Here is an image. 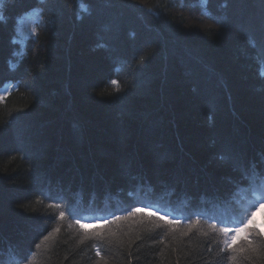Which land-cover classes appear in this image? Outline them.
<instances>
[{"label":"trees","instance_id":"trees-1","mask_svg":"<svg viewBox=\"0 0 264 264\" xmlns=\"http://www.w3.org/2000/svg\"><path fill=\"white\" fill-rule=\"evenodd\" d=\"M260 224L264 0H0V264H264Z\"/></svg>","mask_w":264,"mask_h":264},{"label":"snow or ice","instance_id":"snow-or-ice-1","mask_svg":"<svg viewBox=\"0 0 264 264\" xmlns=\"http://www.w3.org/2000/svg\"><path fill=\"white\" fill-rule=\"evenodd\" d=\"M137 211H139V210H137ZM130 215H131V213H130ZM169 223H171V221H169ZM81 227H84V225H81ZM224 231L227 232L228 229H224ZM235 231H236V233H237V236L232 237V240H233V241H236L238 238H242V239H247V238H248L247 235H245V236H243V237H239V234H240V233H242V232H243V233H246V232H247V225H245V226L242 227V228H236ZM249 246H251V241H249ZM229 247H232V245L229 244Z\"/></svg>","mask_w":264,"mask_h":264},{"label":"rangeland","instance_id":"rangeland-1","mask_svg":"<svg viewBox=\"0 0 264 264\" xmlns=\"http://www.w3.org/2000/svg\"><path fill=\"white\" fill-rule=\"evenodd\" d=\"M260 220H261V219L259 218L257 221H258L259 223H261ZM263 230H264V229H263Z\"/></svg>","mask_w":264,"mask_h":264}]
</instances>
